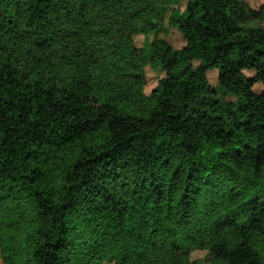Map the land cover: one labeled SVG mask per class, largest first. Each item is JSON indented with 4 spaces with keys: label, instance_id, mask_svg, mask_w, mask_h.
<instances>
[{
    "label": "trees",
    "instance_id": "16d2710c",
    "mask_svg": "<svg viewBox=\"0 0 264 264\" xmlns=\"http://www.w3.org/2000/svg\"><path fill=\"white\" fill-rule=\"evenodd\" d=\"M169 13L182 49L137 48ZM0 254L264 264V8L0 0Z\"/></svg>",
    "mask_w": 264,
    "mask_h": 264
},
{
    "label": "rangeland",
    "instance_id": "374dc122",
    "mask_svg": "<svg viewBox=\"0 0 264 264\" xmlns=\"http://www.w3.org/2000/svg\"><path fill=\"white\" fill-rule=\"evenodd\" d=\"M249 6L254 9V10H261L264 8V0H245ZM180 10L185 9V3H182L179 6ZM169 18H170V13L168 14L166 20H165V25L162 31H159L155 34H151L147 37L145 36H138L135 38V44L137 48H144L146 49L147 53H149L150 50V45L153 41H164L168 45H170L175 51H180L182 47L184 46V41L181 37V35L178 33L177 30L172 28L169 25ZM184 63L180 64L179 69H182L184 67ZM247 76L253 77L255 74L252 72H246ZM218 71L214 70L209 72L208 74V80L210 83H212L213 86L218 85ZM146 77H147V84L145 85L143 89V93L145 95H150L151 92L158 86L159 80L162 78V74L158 71H154L152 68L147 67L146 68ZM255 90L257 92L262 91V86L261 85H256ZM237 103V98L234 96H229L225 98L222 101V105H231V104H236ZM193 260H201L205 258V253L204 252H196L192 255ZM0 264H3V260L0 254ZM218 264H226L225 262H218Z\"/></svg>",
    "mask_w": 264,
    "mask_h": 264
}]
</instances>
